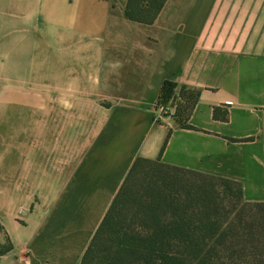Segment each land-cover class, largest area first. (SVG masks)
<instances>
[{
  "label": "crops",
  "instance_id": "crops-1",
  "mask_svg": "<svg viewBox=\"0 0 264 264\" xmlns=\"http://www.w3.org/2000/svg\"><path fill=\"white\" fill-rule=\"evenodd\" d=\"M127 2L0 0V93L21 111L0 154V264H81L138 157L264 203V0H167L151 24ZM166 80L194 95L187 126L174 101L157 109Z\"/></svg>",
  "mask_w": 264,
  "mask_h": 264
},
{
  "label": "trees",
  "instance_id": "trees-1",
  "mask_svg": "<svg viewBox=\"0 0 264 264\" xmlns=\"http://www.w3.org/2000/svg\"><path fill=\"white\" fill-rule=\"evenodd\" d=\"M166 1L128 0L125 15L151 24ZM176 88L166 80L158 103ZM181 93L189 113L194 95ZM0 235L1 258L13 248L1 219ZM81 264H264V203L244 201L237 181L138 157Z\"/></svg>",
  "mask_w": 264,
  "mask_h": 264
},
{
  "label": "rangeland",
  "instance_id": "rangeland-1",
  "mask_svg": "<svg viewBox=\"0 0 264 264\" xmlns=\"http://www.w3.org/2000/svg\"><path fill=\"white\" fill-rule=\"evenodd\" d=\"M192 92H188L187 95H191ZM16 96V95H15ZM20 95H17L14 97V102L20 101L19 98ZM172 101H170L171 103ZM188 102L186 99L183 101L181 100H174V106H170V108H167V112L173 111L174 114L176 113V109L179 107V110L181 112V115L178 114V117H186L188 114L187 106ZM6 98L4 93H0V154L4 152L5 149V138L8 133L11 132V130L17 129L18 127V120L21 118V111L19 109H6L5 104ZM177 115V114H176ZM82 128V127H81ZM80 127H78V131L81 130ZM83 129V128H82ZM5 242V237L3 235H0V243Z\"/></svg>",
  "mask_w": 264,
  "mask_h": 264
},
{
  "label": "built area",
  "instance_id": "built-area-1",
  "mask_svg": "<svg viewBox=\"0 0 264 264\" xmlns=\"http://www.w3.org/2000/svg\"><path fill=\"white\" fill-rule=\"evenodd\" d=\"M157 109L160 111V112H163L166 110V105L165 104H160L157 102Z\"/></svg>",
  "mask_w": 264,
  "mask_h": 264
}]
</instances>
